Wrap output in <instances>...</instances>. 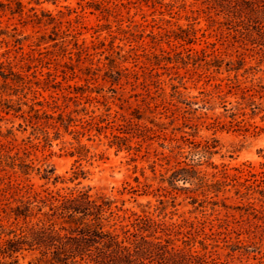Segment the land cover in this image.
I'll return each instance as SVG.
<instances>
[{
  "label": "rangeland",
  "instance_id": "374dc122",
  "mask_svg": "<svg viewBox=\"0 0 264 264\" xmlns=\"http://www.w3.org/2000/svg\"><path fill=\"white\" fill-rule=\"evenodd\" d=\"M263 43L200 0H0V222L10 183L91 188L217 264H264ZM192 167L213 185L173 180Z\"/></svg>",
  "mask_w": 264,
  "mask_h": 264
},
{
  "label": "trees",
  "instance_id": "16d2710c",
  "mask_svg": "<svg viewBox=\"0 0 264 264\" xmlns=\"http://www.w3.org/2000/svg\"><path fill=\"white\" fill-rule=\"evenodd\" d=\"M200 1L219 28L264 42V0ZM17 4L21 11V2ZM19 166L27 176L34 169L24 162ZM52 174L45 170L41 177L49 180ZM178 179L200 188L213 185L193 167L177 170L173 180ZM9 188L18 198L7 212L6 217L14 219L11 226L0 222V264H21L27 252L34 255L30 264H217L210 253L195 248L198 240L191 231L136 213L134 220L124 223L115 201L93 194L91 188L64 194L36 191L22 182L10 183ZM200 243L207 249L204 241Z\"/></svg>",
  "mask_w": 264,
  "mask_h": 264
}]
</instances>
